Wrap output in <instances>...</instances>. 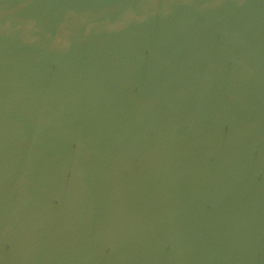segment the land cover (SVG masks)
I'll list each match as a JSON object with an SVG mask.
<instances>
[{"label": "water", "instance_id": "water-1", "mask_svg": "<svg viewBox=\"0 0 264 264\" xmlns=\"http://www.w3.org/2000/svg\"><path fill=\"white\" fill-rule=\"evenodd\" d=\"M0 264H264V0H0Z\"/></svg>", "mask_w": 264, "mask_h": 264}]
</instances>
